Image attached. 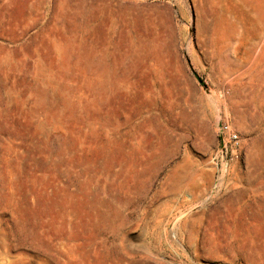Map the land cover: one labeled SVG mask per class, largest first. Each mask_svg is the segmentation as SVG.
Masks as SVG:
<instances>
[{
    "label": "rangeland",
    "instance_id": "rangeland-1",
    "mask_svg": "<svg viewBox=\"0 0 264 264\" xmlns=\"http://www.w3.org/2000/svg\"><path fill=\"white\" fill-rule=\"evenodd\" d=\"M0 264H264V0H0Z\"/></svg>",
    "mask_w": 264,
    "mask_h": 264
},
{
    "label": "built area",
    "instance_id": "built-area-1",
    "mask_svg": "<svg viewBox=\"0 0 264 264\" xmlns=\"http://www.w3.org/2000/svg\"><path fill=\"white\" fill-rule=\"evenodd\" d=\"M217 146L211 159L214 169V180L209 192V197L214 196L215 191L223 186L229 168L236 159L240 148V138L230 123L220 119L216 127Z\"/></svg>",
    "mask_w": 264,
    "mask_h": 264
}]
</instances>
